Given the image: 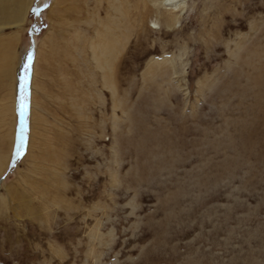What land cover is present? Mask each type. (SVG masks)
Masks as SVG:
<instances>
[{"label":"rangeland","instance_id":"1","mask_svg":"<svg viewBox=\"0 0 264 264\" xmlns=\"http://www.w3.org/2000/svg\"><path fill=\"white\" fill-rule=\"evenodd\" d=\"M4 64L0 264H264V0H28Z\"/></svg>","mask_w":264,"mask_h":264},{"label":"bare ground","instance_id":"2","mask_svg":"<svg viewBox=\"0 0 264 264\" xmlns=\"http://www.w3.org/2000/svg\"><path fill=\"white\" fill-rule=\"evenodd\" d=\"M0 1H1L0 19L6 20L8 18V19L17 20V21L22 19L23 14L25 13L28 0H0ZM5 58L6 60H8L9 59L8 55H6ZM5 67H6V64L0 66L1 74L5 72L4 70H7L5 69ZM3 161L4 160L0 159V166L4 163Z\"/></svg>","mask_w":264,"mask_h":264},{"label":"snow or ice","instance_id":"3","mask_svg":"<svg viewBox=\"0 0 264 264\" xmlns=\"http://www.w3.org/2000/svg\"><path fill=\"white\" fill-rule=\"evenodd\" d=\"M31 60V57L29 58V61ZM28 67L29 65H25V72H24V75L21 77V97H20V100H21V104H20V113H21V117L23 118V115H24V112L26 110V104H25V99H24V95H23V92H24V89L27 85V80H28V77H27V70H28ZM19 154V153H17Z\"/></svg>","mask_w":264,"mask_h":264},{"label":"water","instance_id":"4","mask_svg":"<svg viewBox=\"0 0 264 264\" xmlns=\"http://www.w3.org/2000/svg\"><path fill=\"white\" fill-rule=\"evenodd\" d=\"M24 133H23V136L24 137H22V139H21V145H20V149H22L23 148V146L26 144V140H25V137H26V134H25V129H24V131H23Z\"/></svg>","mask_w":264,"mask_h":264}]
</instances>
